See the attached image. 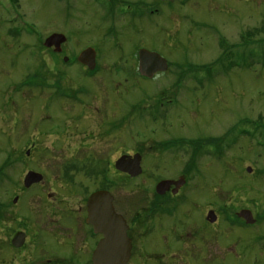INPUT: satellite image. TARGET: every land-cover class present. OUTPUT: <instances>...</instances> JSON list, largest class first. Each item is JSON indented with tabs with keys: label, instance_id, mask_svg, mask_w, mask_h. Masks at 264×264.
Segmentation results:
<instances>
[{
	"label": "rangeland",
	"instance_id": "obj_1",
	"mask_svg": "<svg viewBox=\"0 0 264 264\" xmlns=\"http://www.w3.org/2000/svg\"><path fill=\"white\" fill-rule=\"evenodd\" d=\"M110 1L0 0V238L6 213L14 223L27 216L48 220L37 200L58 187L56 174L83 170L73 158L89 151L116 158L123 150L143 157L136 178L110 170L122 178L116 187L125 203L145 204L144 194L162 179L185 177L183 222L202 230L187 241L211 245L212 256L183 264H264V0H176L156 3L159 14L137 19L125 18L126 3L117 0L123 6L114 21ZM52 33L67 37L57 54L43 46ZM87 47L103 60L92 74L76 60ZM141 48L168 61L153 80L131 79ZM227 50L237 64L219 62ZM90 91L142 103L128 109L123 101L122 129L105 138L92 131L86 146L88 126L78 114ZM73 94L83 100L72 102ZM163 141H181L183 150L166 151ZM30 170L55 186L33 188L22 208L13 199L22 196ZM242 209L253 213V225L238 222ZM210 210L217 214L211 226Z\"/></svg>",
	"mask_w": 264,
	"mask_h": 264
},
{
	"label": "flooded vegetation",
	"instance_id": "obj_2",
	"mask_svg": "<svg viewBox=\"0 0 264 264\" xmlns=\"http://www.w3.org/2000/svg\"><path fill=\"white\" fill-rule=\"evenodd\" d=\"M175 1L147 0L137 4L127 0L122 2L126 3L125 18L137 19L159 14L156 3L171 6ZM116 2L117 0H112L109 3V10L112 11L108 14L112 21L122 12L123 3ZM107 33L114 35L116 29L111 28ZM52 50L56 53L54 47ZM101 61L103 60L100 52L97 51L96 69L100 68ZM158 73L162 72H157L151 78L142 76L138 66L135 73L137 77L131 79L153 80ZM111 81L113 82V78ZM115 83H123V80L115 78ZM74 95L69 96L72 102L83 100L75 98ZM84 95L85 103L80 104L82 113L78 115L87 122L89 135L84 136L86 146H90L94 140L90 136L92 131L102 133L101 137L105 138L106 134L112 136L113 132L122 129L125 122L121 108L123 101H127L128 109L129 106L133 107L132 109H140L142 103H132L135 98L128 94L106 93L99 96L90 91ZM76 119L78 118L72 117V122H76ZM76 135L71 137L72 143H76ZM160 144L166 151L172 150L173 153L178 151L180 145L183 150L181 141H163ZM119 153L114 158L105 153L89 151L84 156L73 158L75 165H82L83 170L73 168L75 172L71 169L72 172L56 174L57 188L54 187V181L49 185L48 181L44 180V175L41 181L32 183L30 187H25L23 178L22 196H15L13 199V203L18 206L21 203L22 208L28 199L27 192L33 191V188L47 186L55 189L49 190L44 197L37 200L38 211L45 212L48 220L38 221L27 216L25 218L28 220L24 218L21 222L18 220L14 223L16 220L6 213V221L3 223L5 236L0 238V245L3 244L2 249L6 254L5 264H183V260L195 259L199 254L204 259L205 256L211 257V245L198 243V240L189 243L187 241L188 236L197 237L198 233L202 236V230L193 226L188 229L183 222V184L176 191V184H173L168 190L158 192V182L153 191L144 194L145 204L138 205L135 198L131 199L133 203L130 200L125 203L123 190L116 187L122 185V178L110 170L114 167L117 173L133 179L118 170L115 167L116 162L120 157H133L141 153L123 150ZM142 160L141 155V162ZM181 177L183 178V175ZM98 193H109L111 200L102 196L97 198ZM7 206L5 212L10 211L11 205ZM239 222L244 224L242 220ZM207 223L211 226L216 221Z\"/></svg>",
	"mask_w": 264,
	"mask_h": 264
},
{
	"label": "water",
	"instance_id": "obj_3",
	"mask_svg": "<svg viewBox=\"0 0 264 264\" xmlns=\"http://www.w3.org/2000/svg\"><path fill=\"white\" fill-rule=\"evenodd\" d=\"M172 1V0H170ZM66 41V36L62 33H53L50 36H47L44 45L46 47H53L55 46V51L57 52L61 51V45ZM139 71L141 75L146 77H153L156 72H163L166 71L168 68V62L167 59L161 56L158 52L149 51L145 48H142L139 50ZM95 56L96 52L95 49L92 47H88L85 50H83L78 55V61L87 65L90 69L95 68ZM67 60V58H65ZM29 154V152H28ZM118 170L125 172L129 174L131 177H137L140 175L143 171L141 166V155L136 154L133 157L129 156H123L120 157L115 166ZM248 172H251L252 168L248 167L246 169ZM43 179V175L36 171H29L26 173L24 177V184L25 187H30L32 183L39 182ZM173 184H176L175 191L180 188V186L183 184H186L185 177L179 178L177 181L175 180H162L157 184V191L158 192H164L168 190ZM98 197H104L111 200V195L109 193H98L96 194ZM207 219L211 222H214L217 220V216L213 210H210L207 212ZM238 217L243 218L246 223L248 224H254L256 222V219L253 216V213L249 211L248 209H242L241 211H238L237 213Z\"/></svg>",
	"mask_w": 264,
	"mask_h": 264
},
{
	"label": "trees",
	"instance_id": "obj_4",
	"mask_svg": "<svg viewBox=\"0 0 264 264\" xmlns=\"http://www.w3.org/2000/svg\"><path fill=\"white\" fill-rule=\"evenodd\" d=\"M12 1L14 2V0H12ZM15 1H17V0H15ZM228 49H230V48H228ZM228 51H230V50H227L225 52V54L220 58L219 62L220 61L222 62V60H227L229 64H234L235 62L233 60H231L232 55ZM235 64H237V63H235ZM211 142L212 141H208L207 143H211Z\"/></svg>",
	"mask_w": 264,
	"mask_h": 264
}]
</instances>
